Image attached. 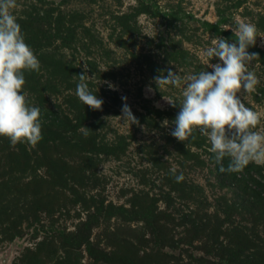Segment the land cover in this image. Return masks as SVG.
Listing matches in <instances>:
<instances>
[{"label": "rangeland", "instance_id": "1", "mask_svg": "<svg viewBox=\"0 0 264 264\" xmlns=\"http://www.w3.org/2000/svg\"><path fill=\"white\" fill-rule=\"evenodd\" d=\"M10 11L40 62L22 70V90L43 138L0 136V264H264V165L220 172L198 129L170 134L187 77L213 71L206 49L236 42L240 22L258 30L247 51L260 83L237 95L264 131V0H16ZM84 64L102 110L76 95ZM168 69L179 87L157 86Z\"/></svg>", "mask_w": 264, "mask_h": 264}, {"label": "clouds", "instance_id": "2", "mask_svg": "<svg viewBox=\"0 0 264 264\" xmlns=\"http://www.w3.org/2000/svg\"><path fill=\"white\" fill-rule=\"evenodd\" d=\"M15 7L16 0H0V136L8 137L13 144L27 141L34 146L43 138L41 110L31 106L23 94L22 70L39 71L40 62L25 42L17 17L10 11ZM257 32L255 24L240 22L236 42L218 37L214 46L206 49L208 58L217 57L222 63L208 64L213 71L187 77L175 128L170 133L179 141H187L195 139L193 132L198 129L209 139L220 172H242L251 162L264 165V131L253 130L260 123L261 114L246 107L237 95L242 88L247 94L256 92L260 83L255 72L249 70L258 53L247 51L256 44ZM83 68L76 95L84 105L102 110L103 99L85 82L88 65ZM154 80L157 86L179 87L181 75L168 69L167 76L159 75ZM167 100L176 106L174 99ZM122 117L130 123H139L126 103L122 106ZM225 157L230 158L227 167L223 165ZM175 171L172 170L173 175ZM175 180L182 182L183 173L175 175Z\"/></svg>", "mask_w": 264, "mask_h": 264}]
</instances>
